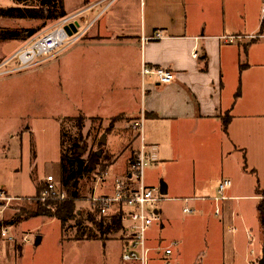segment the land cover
<instances>
[{
	"label": "crops",
	"instance_id": "crops-1",
	"mask_svg": "<svg viewBox=\"0 0 264 264\" xmlns=\"http://www.w3.org/2000/svg\"><path fill=\"white\" fill-rule=\"evenodd\" d=\"M8 3L9 8L11 4ZM263 5L264 0H64L65 16L79 13L70 34L78 29L83 32L80 42L69 48L70 57L66 59L64 88L67 95L72 92L71 81L75 75H80L75 70L82 73L83 87L93 85L94 74H100L98 78L105 75L104 79L108 81L95 102L79 101L66 107L68 115L64 116H101L109 124L113 118L124 117L100 137L107 148L102 153L114 163L111 184L103 186L104 190L107 186L110 189L103 194H113L116 181L131 173L132 162L141 146L132 121L142 114L150 163L178 160V155L185 149L190 155L218 152L238 160V169L242 173L249 175L247 173L255 172L258 175L259 165L255 162V151L249 140L255 137L264 140ZM157 31H162L164 37L143 42V37L152 36ZM225 36L235 38L228 42L223 38ZM195 50H198V57H193ZM74 54H79L76 60L71 59ZM104 62L107 68L103 69ZM144 65L165 68L174 74V79L161 83L153 75L143 76ZM226 117L230 118L227 129L224 127ZM132 140L138 141V149L130 147ZM122 156H125V162ZM120 161L121 170L116 171L115 166ZM217 163L225 166L228 160L224 164ZM57 170L60 175V161ZM244 174L242 176L246 177ZM155 182L154 179L146 181L144 177V183L149 187ZM257 183L250 193L239 194L229 190L224 192L223 198L214 200L219 184L214 186L212 193L204 191L200 182L197 184V178L195 181L194 174L190 186L192 192L169 195L177 190L165 184L168 194L165 199L188 200L197 204L191 213L198 211L200 219H208L207 239L203 246H219L218 251H225L221 246H232L238 259L230 249L227 256L230 264L236 263L240 257L245 264H255L261 257L258 250L264 245L258 211L259 203L264 199V188L259 178ZM129 185L132 188L138 186L133 179L129 180ZM246 198L258 201L254 206L257 221L253 227L243 224L245 214L240 222L229 203ZM117 209L118 205H115L110 214ZM216 209H219V214H216ZM157 210L160 217L163 210ZM9 225L17 238L24 236L18 237L14 224ZM85 240H98L104 246L108 241H76ZM239 246L248 247L241 251ZM122 248L123 242L121 251ZM217 256V264H225L226 256L222 252Z\"/></svg>",
	"mask_w": 264,
	"mask_h": 264
},
{
	"label": "rangeland",
	"instance_id": "rangeland-1",
	"mask_svg": "<svg viewBox=\"0 0 264 264\" xmlns=\"http://www.w3.org/2000/svg\"><path fill=\"white\" fill-rule=\"evenodd\" d=\"M8 2L11 4L10 7L30 6L35 10L41 4L39 0H21V2L0 0V9L8 8ZM55 22L56 20L45 17L39 20H26L0 15V34L23 29H38L27 40L0 38V63L17 52L27 41L51 28ZM78 41L50 60L26 69L15 70L18 67L16 61L1 68L2 71H15L0 75V187L9 195L21 198L6 204L4 217L13 222L18 237L26 235L29 241L23 242L17 238L13 242L0 237V264H121L122 262L121 231L104 235L103 241L108 240L105 246L98 240L76 241L79 231L76 219H71L62 226L60 220L56 218L37 216L34 214L35 200H29L36 196L37 186L40 183L44 184V180H41L43 176L45 179L47 175L55 173L61 186V173L58 175L57 167L59 161L61 163L63 154L70 148L72 151L79 149L82 158L86 160L93 152H106L107 148L101 142V135L118 119L124 118L118 116L111 119L109 124V121L101 116L88 117L83 114L64 116L68 115L66 107L73 106L79 101L95 102L104 84L108 82L104 79L105 75L98 78L100 74H94L93 85L83 87L85 84L83 85L81 80L82 73L80 70H75L80 75H75L71 81L72 92L71 95H67L64 88L66 59L70 57V49ZM78 55H71V59L76 60ZM106 66L107 63L104 62L102 68H107ZM249 143L255 151L254 157L257 160L255 162L259 165L258 175L249 171H247L249 175L242 173L238 169V160L234 161L232 157L218 152L211 155L199 152L190 155L185 149L178 155V160L171 162L159 160L154 163L147 160L144 177L146 181L156 180L152 186L155 188V195L164 198L155 204L163 212L150 226L147 233L148 241L150 245H155L158 240L163 244H168L172 239L177 240L178 245L170 257L171 264H217L219 260L217 254L221 252L226 256L225 264H230L227 258L231 253L230 249L234 250L233 253L238 259L236 249L232 246H221L220 248L225 251H218L219 246H212L213 248L203 246L207 239L208 219H200L198 211L193 213L184 211L185 206L197 208L194 201L166 200L168 194L161 193V186L169 184L172 188H176L177 192L169 195L190 193L195 174L197 184L200 182L203 190L210 193L226 176L232 179V186L225 190V193L229 190L239 194L250 193L253 186H256L257 178L264 188V155L262 154L264 140L255 137L250 139ZM130 147L138 149V141L132 140ZM124 157L122 156V159L125 162ZM226 160L228 165H216L217 162L224 164ZM103 163L104 165L98 166L96 171L78 180L76 189L79 197H89L93 193L103 195L105 190L110 189L107 186L104 190L103 186L105 183L111 184L114 163L109 159ZM121 163L120 161L115 166L116 171L121 170ZM245 164L244 162V171ZM101 172L107 174L101 177ZM243 174L246 177H243ZM251 180L254 181L253 184ZM255 202L258 201L247 198L229 202L234 213L238 214L240 222L241 216L246 215L243 218L246 227H253L257 221ZM76 204L84 210H89L91 206L88 200L83 199L77 200ZM208 218L216 220L211 216ZM259 224L260 234L263 236L264 224L263 227H261L262 223ZM39 235L42 240L37 244L36 237ZM239 247V250L245 251L248 246ZM262 248L263 245L258 250L260 256H262ZM259 259L255 264H258ZM234 264H245V262L240 257Z\"/></svg>",
	"mask_w": 264,
	"mask_h": 264
},
{
	"label": "built area",
	"instance_id": "built-area-1",
	"mask_svg": "<svg viewBox=\"0 0 264 264\" xmlns=\"http://www.w3.org/2000/svg\"><path fill=\"white\" fill-rule=\"evenodd\" d=\"M264 16V5L262 7ZM79 13L67 15L57 20L51 28L45 30L38 36L27 41L17 52L10 55L5 61L0 63V75L8 74L15 70H22L33 66L37 63H43L50 60L55 55L76 43L83 35V32L77 30L74 34H70L67 27L75 23ZM164 37L162 31H157L152 36L143 37V42L161 39ZM226 41L232 42L235 37L225 36ZM198 50L193 51V57H198ZM16 61L18 67L12 71H2L1 68L7 66L11 62ZM142 75H153L161 83H169L174 79V74L165 68H151L144 65ZM132 126L140 138L141 146L136 158L132 162L131 173L124 179H118L115 184L113 194L97 195L93 193L89 197H70L67 192L61 188L59 180L54 174H49L44 179L43 188L38 197L29 198V200L39 199L41 202L48 200H88L93 205H98L100 214L103 216L110 215V210L118 205V209L114 213H120L122 217V236L123 248L121 251V261L123 264H171L170 257L173 255L178 245L177 240H171L168 244L160 241L156 246L150 245L148 241V230L150 226L159 219V213L156 203L163 199L155 195V188L149 187L144 183V168L147 164L146 143L144 137L145 118L142 114L140 117L132 121ZM101 172V177L106 175ZM135 180L138 184L135 188L129 185V180ZM232 180L225 178L219 185L217 195L214 200L223 198V194ZM14 197L0 187V235L11 241H15L17 237L11 232V226L4 217V209ZM206 199V197H202ZM191 199V198H190ZM185 212L191 213L190 207L184 208ZM219 214V209H216ZM23 242L29 241L28 236H22Z\"/></svg>",
	"mask_w": 264,
	"mask_h": 264
},
{
	"label": "trees",
	"instance_id": "trees-1",
	"mask_svg": "<svg viewBox=\"0 0 264 264\" xmlns=\"http://www.w3.org/2000/svg\"><path fill=\"white\" fill-rule=\"evenodd\" d=\"M21 2V0H20ZM41 3L39 8L35 10L30 6L19 7L13 6L9 8H1L0 15L10 18H42L57 20L64 17L67 13L64 6V0H39ZM38 31L37 28L23 29L21 31L3 32L0 38L3 39H22L27 40ZM230 118L224 119V127L227 129ZM107 156L102 152H93L88 160L82 158L79 149L72 151L70 148L68 152L61 157V188L64 189L68 196L79 197L76 186L78 180L85 175L96 171L98 166H103V161L107 160ZM41 184V185H40ZM37 186V194L40 195L43 184ZM63 185V186H62ZM48 200L41 202L39 199L35 200L36 208L34 214L37 216H48L60 220L62 226L71 219L77 220L78 236L80 239H102L104 235L116 233L122 230V217L120 213H114L107 216L100 214L98 205L91 204L89 210L79 208L76 204L77 200ZM259 215L264 224V199L258 206ZM12 224V221L8 222ZM20 251L22 249H19Z\"/></svg>",
	"mask_w": 264,
	"mask_h": 264
},
{
	"label": "water",
	"instance_id": "water-1",
	"mask_svg": "<svg viewBox=\"0 0 264 264\" xmlns=\"http://www.w3.org/2000/svg\"><path fill=\"white\" fill-rule=\"evenodd\" d=\"M71 27H74V25L71 24L70 26L67 27V30H68L69 33H70V28ZM161 193L162 194H166L167 193V187H166L165 184H162V186H161ZM41 239H42V237L40 235L37 236L36 237V243L39 244L41 242ZM258 264H264V245H263V248H262V256L259 259Z\"/></svg>",
	"mask_w": 264,
	"mask_h": 264
}]
</instances>
